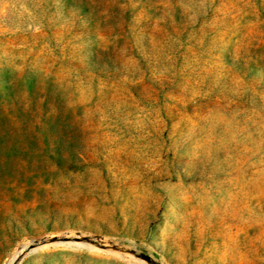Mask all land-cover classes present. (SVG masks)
I'll list each match as a JSON object with an SVG mask.
<instances>
[{
    "label": "rangeland",
    "instance_id": "1",
    "mask_svg": "<svg viewBox=\"0 0 264 264\" xmlns=\"http://www.w3.org/2000/svg\"><path fill=\"white\" fill-rule=\"evenodd\" d=\"M0 264H264V0H0Z\"/></svg>",
    "mask_w": 264,
    "mask_h": 264
},
{
    "label": "bare ground",
    "instance_id": "2",
    "mask_svg": "<svg viewBox=\"0 0 264 264\" xmlns=\"http://www.w3.org/2000/svg\"><path fill=\"white\" fill-rule=\"evenodd\" d=\"M18 255H19V253H17V254L13 257V259H12V261H11L12 263L16 261Z\"/></svg>",
    "mask_w": 264,
    "mask_h": 264
},
{
    "label": "water",
    "instance_id": "3",
    "mask_svg": "<svg viewBox=\"0 0 264 264\" xmlns=\"http://www.w3.org/2000/svg\"><path fill=\"white\" fill-rule=\"evenodd\" d=\"M65 240V239H64Z\"/></svg>",
    "mask_w": 264,
    "mask_h": 264
}]
</instances>
